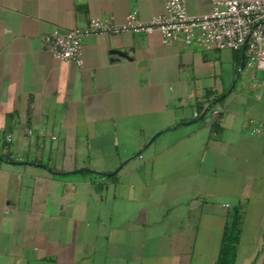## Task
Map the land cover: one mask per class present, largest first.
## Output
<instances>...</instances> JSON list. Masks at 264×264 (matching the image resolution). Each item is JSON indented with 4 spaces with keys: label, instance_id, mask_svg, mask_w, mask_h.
Listing matches in <instances>:
<instances>
[{
    "label": "crops",
    "instance_id": "0c3cea01",
    "mask_svg": "<svg viewBox=\"0 0 264 264\" xmlns=\"http://www.w3.org/2000/svg\"><path fill=\"white\" fill-rule=\"evenodd\" d=\"M184 2L192 16L212 11ZM164 7L0 0V264H145L158 184L154 212L182 208L178 229L161 231L160 263L222 264L240 218L234 264H264V133L252 132L264 126V70L159 32L89 36L81 67L42 46L55 29L120 25L133 10L148 23Z\"/></svg>",
    "mask_w": 264,
    "mask_h": 264
},
{
    "label": "built area",
    "instance_id": "2783aa9c",
    "mask_svg": "<svg viewBox=\"0 0 264 264\" xmlns=\"http://www.w3.org/2000/svg\"><path fill=\"white\" fill-rule=\"evenodd\" d=\"M212 11L192 16L184 0H165L164 12L148 23L141 21L138 11L126 16L123 24L91 18L82 28L67 32L58 29L41 37L42 46L62 61L83 65L82 44L85 38L98 34L133 32L151 34L159 32L163 44L198 46L207 50H232L244 53L246 65L264 70V0H210ZM257 82L252 86L258 87ZM254 134L264 133V126L252 128ZM8 141L11 137L8 136Z\"/></svg>",
    "mask_w": 264,
    "mask_h": 264
},
{
    "label": "rangeland",
    "instance_id": "374dc122",
    "mask_svg": "<svg viewBox=\"0 0 264 264\" xmlns=\"http://www.w3.org/2000/svg\"><path fill=\"white\" fill-rule=\"evenodd\" d=\"M0 143H2V136H0ZM160 141L159 143H157V148L160 146ZM1 145L0 144V148H1ZM143 149V148H142ZM144 151V150H143ZM0 152H1V149H0ZM144 154L145 152H142L140 155L141 157H144ZM138 159V157H137ZM138 162H140L142 164V162H144V160H137ZM136 161V162H137ZM137 162V163H138ZM148 177V176H147ZM146 177V178H147ZM135 179V181H142L144 178L141 176L140 177H133ZM148 180H150V177L147 178ZM159 186H157V192H159V189L162 191V187H165V186H162L161 184H158ZM162 186V187H161ZM156 191L153 193L152 197H151V200L149 201V203H151V206L148 208V211H149V214H150V217H151V220L153 222V224L151 225V230H150V233L152 234V242L150 241V245H149V248L147 250H149V253L147 254H150L152 253V256L150 258V260H147L145 262V264H162L160 263V260H158V258H156L153 254L155 253V251L162 245V244H165L167 243L166 241H161L160 238L163 237L161 231L163 229H170L171 231H173L174 229H178L179 227V224H178V220L180 219L179 218V214L181 212V207H175L174 210H168L167 212V216L166 217H161L158 213H155V209H163L164 207V203L161 204V201H160V195L161 193H157ZM147 197V195H146ZM143 198V196H142ZM145 198V196H144ZM111 198L109 197L108 201L110 200ZM147 201V200H146ZM143 202V200H142ZM109 204V202H108ZM166 206V205H165ZM139 207H141V205H137V202H136V209H135V213L137 215V213L139 212ZM145 210V209H144ZM164 210H167V209H164ZM153 211V213H152ZM149 217V219H150ZM122 259V258H121ZM123 260V259H122ZM131 261V260H130ZM132 261H135V260H132ZM138 263V262H137ZM126 264H128L126 262ZM131 264V263H129Z\"/></svg>",
    "mask_w": 264,
    "mask_h": 264
},
{
    "label": "trees",
    "instance_id": "16d2710c",
    "mask_svg": "<svg viewBox=\"0 0 264 264\" xmlns=\"http://www.w3.org/2000/svg\"><path fill=\"white\" fill-rule=\"evenodd\" d=\"M239 239H240V218H237L232 226V230L226 236L224 241L222 256L220 259L222 264L235 263L237 245L239 243Z\"/></svg>",
    "mask_w": 264,
    "mask_h": 264
},
{
    "label": "water",
    "instance_id": "95a60500",
    "mask_svg": "<svg viewBox=\"0 0 264 264\" xmlns=\"http://www.w3.org/2000/svg\"><path fill=\"white\" fill-rule=\"evenodd\" d=\"M117 53H120L121 55H126L125 53H123V52H119V51H116ZM242 60H243V64H242V66H244V61H245V55H244V53L242 54ZM110 175V174H109Z\"/></svg>",
    "mask_w": 264,
    "mask_h": 264
}]
</instances>
